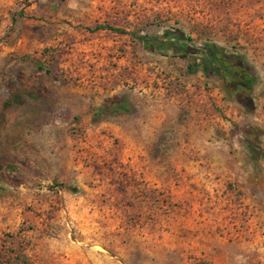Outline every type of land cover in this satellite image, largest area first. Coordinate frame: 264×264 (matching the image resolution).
<instances>
[{"label": "rangeland", "instance_id": "rangeland-1", "mask_svg": "<svg viewBox=\"0 0 264 264\" xmlns=\"http://www.w3.org/2000/svg\"><path fill=\"white\" fill-rule=\"evenodd\" d=\"M169 29L242 54L255 112L140 39ZM16 255L264 264V0H0V264Z\"/></svg>", "mask_w": 264, "mask_h": 264}, {"label": "trees", "instance_id": "trees-1", "mask_svg": "<svg viewBox=\"0 0 264 264\" xmlns=\"http://www.w3.org/2000/svg\"><path fill=\"white\" fill-rule=\"evenodd\" d=\"M96 28H105L98 26ZM92 30V29H89ZM123 32L121 29H115ZM145 48L151 51L164 48L167 44L183 57L189 59L188 70L190 73L201 68L205 76L218 78L222 90L228 97L234 99L247 113L253 114L256 110L254 90L258 81V73L247 59L236 51H229L225 47L212 41H204L201 48H194L189 42L191 38L184 37L177 29L165 30L159 37L141 36ZM157 40V45L152 41ZM43 69L42 65H38ZM46 72L50 70L45 69ZM13 264H27L24 256H14ZM4 264V262H3ZM5 264H11L10 262Z\"/></svg>", "mask_w": 264, "mask_h": 264}]
</instances>
